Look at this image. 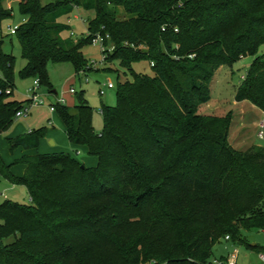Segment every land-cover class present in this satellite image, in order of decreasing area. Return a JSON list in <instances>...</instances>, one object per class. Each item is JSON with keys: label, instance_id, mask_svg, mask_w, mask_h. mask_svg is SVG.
<instances>
[{"label": "trees", "instance_id": "obj_1", "mask_svg": "<svg viewBox=\"0 0 264 264\" xmlns=\"http://www.w3.org/2000/svg\"><path fill=\"white\" fill-rule=\"evenodd\" d=\"M0 0V134L25 101L12 99L14 57L3 50ZM25 21L16 36L26 61L19 77L52 91L48 63L69 61L87 72L82 48L108 35L104 62L119 60L116 104L102 103L103 129L79 92L55 103L68 141L86 148L95 166L64 151L22 155L0 176L25 186L30 202L0 203V264H213L214 249L250 246L245 231L264 230V149L234 148L232 114L198 113L221 65L252 56L234 94L264 112V0H16ZM93 15L87 34L64 38L61 17L74 7ZM121 8L127 15L120 19ZM147 61L152 75L133 70ZM106 71H112L110 66ZM132 79L119 80L127 73ZM10 89L9 94L5 93ZM46 128L7 138L8 148L37 150ZM25 167L22 175L13 165Z\"/></svg>", "mask_w": 264, "mask_h": 264}, {"label": "rangeland", "instance_id": "obj_2", "mask_svg": "<svg viewBox=\"0 0 264 264\" xmlns=\"http://www.w3.org/2000/svg\"><path fill=\"white\" fill-rule=\"evenodd\" d=\"M47 0H43L46 2ZM4 5L12 8V16L2 22V33L7 35L4 38L3 50L14 57V82L15 88L12 99L22 102L26 99L28 89L32 87L35 78L22 79L19 77V70L24 66V60L21 57L20 46L14 34H9V26L20 25L25 21L23 15L18 11L16 0H5ZM120 19L126 18L127 15L121 8L117 11ZM91 12H86L82 8L74 9L68 16L61 17V21L70 26V30L64 31L62 36L64 38L71 37L73 40L78 39L86 34L87 20L92 17ZM80 16L83 20L77 18ZM110 48L111 45H108ZM112 51V48L109 52ZM259 54L264 53V44L259 48ZM82 53L87 58L86 73L75 74L74 67L71 62L63 61L57 63H48L47 73L52 90H55L58 96H63L66 104H76L78 102L79 92L83 90V96L88 101V104L93 108L92 123L95 131L100 133L103 129V116L101 113L102 103L107 106H114L116 104V85H117V72L118 69L122 72L119 60H114L111 63L104 62L102 57L101 48L99 45L87 44L82 48ZM103 59V60H102ZM252 56L241 57L238 61L231 65H221L213 75L210 82V99L205 104H202L198 113L213 116H224L228 112L232 114V126L229 130L228 140L230 144L238 149L245 150L251 145L261 146L264 149V138H259L258 131L261 112L253 106L249 101H235L234 94L242 78L246 74L247 69L252 61ZM110 66L113 70L106 71L105 68ZM134 71L152 75V70L147 61L141 60L132 63ZM119 80H131L132 75L128 72L127 75L119 74ZM87 78V80H86ZM111 86H108V83ZM72 87L75 93H70L69 88ZM103 94H100V91ZM44 104L34 105L30 108L29 113L20 118H16L11 127L4 133L0 134V154L4 162L12 158V154L16 155V151L11 152L8 148L7 137L13 136L15 129L17 130L35 131L40 127H45L47 131H58L63 133L68 141L65 132L58 118L50 112L48 105L56 101L52 100L48 88L41 85L38 88ZM51 100V101H50ZM55 119L54 123L52 122ZM18 134V133H17ZM2 141V142H1ZM47 145H50L47 142ZM67 146L62 145L65 152L71 153L78 160L86 158L87 153L81 148L70 147L69 142ZM52 146V145H50ZM34 152V151H33ZM16 168V167H14ZM17 169V168H16ZM13 169L14 173L17 170ZM28 192L23 185L12 184L5 178L0 176V203L4 200L16 201L22 204H28ZM247 242L250 246L258 245L264 247V230L252 229L245 231ZM227 241L225 238L220 240V243ZM237 249V262L238 264H264L259 258V253L245 244H226V249L223 245L218 244L214 249L216 256L224 253H232ZM149 264V263H147Z\"/></svg>", "mask_w": 264, "mask_h": 264}, {"label": "built area", "instance_id": "obj_3", "mask_svg": "<svg viewBox=\"0 0 264 264\" xmlns=\"http://www.w3.org/2000/svg\"><path fill=\"white\" fill-rule=\"evenodd\" d=\"M78 7L75 6L74 9H77ZM77 18L83 20L80 16H77ZM17 28V25L14 26H9V34H14L15 30ZM86 34H87V30H86ZM109 36L106 35H102L100 32H97L95 34H93L91 41L92 44L95 45H99L101 48V53H102V57L104 59L105 57V51H109L111 48L113 49V46H111L110 48L108 47V45H105V40L108 39ZM102 59V60H103ZM80 73H86L85 71H80ZM87 80V78H86ZM108 86H111V83H108ZM38 88H39V81L37 78H35L33 80V85L32 87H30L28 89L27 95H26V102L23 105V107L18 110L15 114V118H20L24 115H27L29 113V110L32 106L34 105H41L44 104L40 94L38 93ZM69 92L75 93V90L70 87ZM11 92V90L8 88L5 90L6 94H9ZM1 93V90H0ZM104 92L101 90L100 94H103ZM55 103H60V104H65L66 100L63 96H56V101L54 103H51L48 105L50 112H55ZM259 131H258V136L259 138H264V119L260 122L259 124ZM226 240L229 239L228 236L225 237ZM259 258L264 261V253H259ZM213 264H238L237 262V250H234L232 253H229L228 255H226L224 258H215L213 260Z\"/></svg>", "mask_w": 264, "mask_h": 264}, {"label": "crops", "instance_id": "obj_4", "mask_svg": "<svg viewBox=\"0 0 264 264\" xmlns=\"http://www.w3.org/2000/svg\"><path fill=\"white\" fill-rule=\"evenodd\" d=\"M24 60V59H23ZM26 61L24 60V65H25ZM15 84V82H14ZM14 93V92H13ZM51 94V97L53 98L52 100H55L56 99V96H58L57 92L55 90H52L51 92H49ZM13 95V94H12ZM27 98V97H26ZM26 100V99H25ZM24 100V101H25ZM51 101V100H50ZM70 106H72L73 104H69ZM254 106V105H253ZM261 112V117H260V121L259 123H257V126L260 124V122L264 119V112ZM55 115V113H53ZM58 120L60 121L61 123V126H62V130L64 131V126L61 122V120L59 119V117L57 115H55ZM55 119H53V123H54ZM231 124H232V121H231ZM231 126L230 125V129H231ZM19 129V127L17 128ZM15 129V132L13 134V136H10V137H7V138H12V137H15L17 135H20V134H25V133H28V132H25L24 130H17ZM4 133V132H3ZM18 133V134H17ZM2 134V133H1ZM63 133L61 132H58V131H46V134L43 138H41L40 142H39V146H38V149L37 150H34V149H31V150H25L23 148H16L14 151H16V155L12 154V158L7 160L5 163L9 164V163H12L16 158H19L21 157L22 155H34L36 152H39V153H51V152H58V151H63L62 149H64L62 147V145H65L67 146V141L66 138L64 137V135H62ZM2 142V141H1ZM49 142L50 145H47ZM70 144V147H73V148H81L83 149L85 152H86V148L85 147H82V146H74L73 144ZM13 151V152H14ZM34 151V152H33ZM65 152V151H64ZM68 153V152H67ZM71 154V153H70ZM86 166H95L96 163H97V159L95 157H92V156H87L86 158L82 159V161ZM16 167V168H14ZM13 169H16L17 170V173H14L13 172ZM24 169L25 167L23 165H20V164H16V165H13L11 167V171L15 174V175H22L23 172H24ZM220 245L222 244L223 245V249H226V244H229L228 241H223V243H219ZM234 250H237V249H234ZM229 253H224V254H219L218 256L216 257H221V256H226L228 255ZM237 256H238V253H237Z\"/></svg>", "mask_w": 264, "mask_h": 264}]
</instances>
